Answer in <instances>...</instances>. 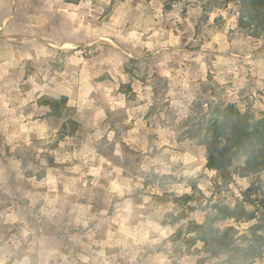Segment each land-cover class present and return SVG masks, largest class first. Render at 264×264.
Instances as JSON below:
<instances>
[{
  "label": "rangeland",
  "instance_id": "1",
  "mask_svg": "<svg viewBox=\"0 0 264 264\" xmlns=\"http://www.w3.org/2000/svg\"><path fill=\"white\" fill-rule=\"evenodd\" d=\"M237 19L224 0H0V264L228 259L183 226L249 187L255 200L264 172L244 176L241 158L224 184L177 134L198 95L264 115V36ZM255 222L218 226L249 236Z\"/></svg>",
  "mask_w": 264,
  "mask_h": 264
},
{
  "label": "trees",
  "instance_id": "2",
  "mask_svg": "<svg viewBox=\"0 0 264 264\" xmlns=\"http://www.w3.org/2000/svg\"><path fill=\"white\" fill-rule=\"evenodd\" d=\"M79 0H66L77 3ZM185 0H168L170 4ZM237 6V27L247 36L258 38L264 36V0H224ZM203 11H206L203 7ZM100 80H103L101 78ZM161 79H157L160 81ZM125 85H121V88ZM220 87L218 83L215 87ZM156 93V86L153 87ZM43 105L48 106L50 116L60 117L65 108V98L47 99ZM77 126V123L71 122ZM178 141H191L205 148V167L216 173L224 184L231 181V167L238 159H243L241 171L244 176L258 175L264 172V115H254L235 103H225L198 95L190 104L188 114L178 126ZM24 162V160H23ZM195 188V187H194ZM251 189L247 190L244 199L238 200L233 207L214 204L202 223L190 222L183 226L185 233L193 235L191 243H202L203 250L210 257L219 258L228 255V259L219 264H238L253 261L263 254L264 248V192L255 200L250 198ZM246 196V197H245ZM190 199L188 195L182 196ZM251 206L253 209H248ZM178 223L180 217L166 215ZM234 219L253 220L249 236H237L231 227L220 228L222 221ZM165 220V219H164ZM166 225L165 221L162 223ZM171 224V223H170ZM182 227L173 236L178 237ZM242 259L238 261L237 259Z\"/></svg>",
  "mask_w": 264,
  "mask_h": 264
},
{
  "label": "crops",
  "instance_id": "3",
  "mask_svg": "<svg viewBox=\"0 0 264 264\" xmlns=\"http://www.w3.org/2000/svg\"><path fill=\"white\" fill-rule=\"evenodd\" d=\"M263 56H264V54H263Z\"/></svg>",
  "mask_w": 264,
  "mask_h": 264
}]
</instances>
